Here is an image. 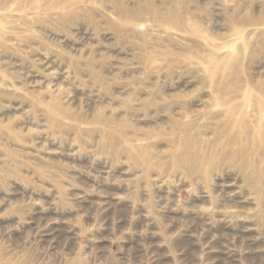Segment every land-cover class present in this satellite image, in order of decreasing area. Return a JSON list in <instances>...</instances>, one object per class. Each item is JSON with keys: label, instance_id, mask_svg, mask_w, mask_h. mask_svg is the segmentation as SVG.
Wrapping results in <instances>:
<instances>
[{"label": "rangeland", "instance_id": "1", "mask_svg": "<svg viewBox=\"0 0 264 264\" xmlns=\"http://www.w3.org/2000/svg\"><path fill=\"white\" fill-rule=\"evenodd\" d=\"M0 264H264V0H0Z\"/></svg>", "mask_w": 264, "mask_h": 264}]
</instances>
